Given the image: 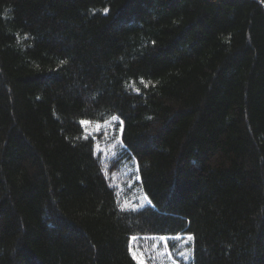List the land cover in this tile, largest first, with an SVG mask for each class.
<instances>
[{
    "label": "trees",
    "instance_id": "1",
    "mask_svg": "<svg viewBox=\"0 0 264 264\" xmlns=\"http://www.w3.org/2000/svg\"><path fill=\"white\" fill-rule=\"evenodd\" d=\"M113 116L142 206L81 124ZM132 247L264 264V0H0V264Z\"/></svg>",
    "mask_w": 264,
    "mask_h": 264
},
{
    "label": "rangeland",
    "instance_id": "2",
    "mask_svg": "<svg viewBox=\"0 0 264 264\" xmlns=\"http://www.w3.org/2000/svg\"><path fill=\"white\" fill-rule=\"evenodd\" d=\"M117 124L118 119L114 121L111 117L104 121H90V123L83 126L86 135L95 138L97 142L96 150L101 152L100 155L104 163L111 164L113 160H118L120 166L116 167L114 178H117V182H120L119 192L123 200L125 199V202L128 204H139L138 206H142L145 201V195L139 184V175L136 166L137 162L122 149L120 142L121 126H117ZM137 181L138 183H136ZM157 239L158 238H156L155 241L153 240V236H147L142 240L145 243H150L152 240L150 246L146 245L147 251H149L152 257L159 256L158 250L162 252V247H159V241H157ZM163 239L166 240L165 237ZM164 252L167 253L166 248H164ZM132 254L140 264H147L144 254L134 247H132ZM169 255L171 254L169 253ZM168 264H177V262L170 260Z\"/></svg>",
    "mask_w": 264,
    "mask_h": 264
},
{
    "label": "snow or ice",
    "instance_id": "3",
    "mask_svg": "<svg viewBox=\"0 0 264 264\" xmlns=\"http://www.w3.org/2000/svg\"><path fill=\"white\" fill-rule=\"evenodd\" d=\"M107 11H108V10L105 9V13H107ZM117 119H118V118H117L116 116H113V117H112V120H114V121L117 120ZM88 123H90V121H81V124H82V125H86V124H88ZM188 238L191 239V236H189ZM131 239L135 240L136 237H132ZM134 258H136V257L134 256Z\"/></svg>",
    "mask_w": 264,
    "mask_h": 264
},
{
    "label": "bare ground",
    "instance_id": "4",
    "mask_svg": "<svg viewBox=\"0 0 264 264\" xmlns=\"http://www.w3.org/2000/svg\"><path fill=\"white\" fill-rule=\"evenodd\" d=\"M131 251H132V249H131Z\"/></svg>",
    "mask_w": 264,
    "mask_h": 264
}]
</instances>
